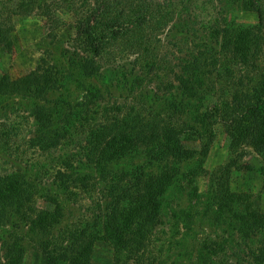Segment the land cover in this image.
<instances>
[{
  "label": "rangeland",
  "instance_id": "1",
  "mask_svg": "<svg viewBox=\"0 0 264 264\" xmlns=\"http://www.w3.org/2000/svg\"><path fill=\"white\" fill-rule=\"evenodd\" d=\"M141 1L0 0V138L3 135L8 137L9 147L12 148L10 154L23 158V165L28 162L37 166L31 175H37L36 183H40L42 189L39 192L25 190L22 194V205L32 212L34 209L45 210L59 220H55L58 224L53 234L49 233L48 236V230L44 233L46 237L53 238L52 245L41 244L34 249L33 242L24 244L23 264H52L56 258L62 261L57 264L194 262L199 258L198 251L201 250L203 242L214 230L203 222L200 226L196 224V234L189 233L186 228H178L175 221L188 215L190 203H195L192 197H197L193 196L195 190L196 195L202 196L199 202L201 204H197V209L202 210L200 206L206 203L216 185L222 192L230 190L233 193L248 194L253 197V204L260 205V210L264 213L263 158L251 147L240 146L237 150L232 148L236 146L232 144L225 126L216 121L218 117L226 115L230 92L218 90L208 104H201L209 110L216 108L214 114L218 116L214 120H203L197 109L190 116L176 115V118L180 117V124L184 123L182 118H187L191 126L190 132L182 128L174 130L181 132L178 136L179 145L175 140L167 146L164 145L165 141L158 143L161 147L172 150L169 158L186 159L185 165L195 176L193 185H189V194L182 197L179 206L174 210L175 215L169 213L165 224L161 226L143 230L136 225L131 226L132 237L122 236V240H126V250L120 247L114 237L118 235L117 223L120 227L127 222L130 224L133 219L130 209L131 204H137L135 191H138L140 184L137 180L141 177L139 166L144 162L148 150L153 147H142L139 142L143 138H150L154 142L159 137L156 131L159 121L153 115H163L166 110L175 107L174 103L163 101L164 92H167L164 85L168 84L170 88L173 82L178 86L172 71L178 73L186 52L191 51L195 45L202 49L199 44L202 38L193 30L196 27L191 26L192 21L186 17L184 11L176 13L174 21L168 23L166 30H162L158 24L160 15L156 14V18H151L149 14L137 13V10L129 13L130 8H137ZM144 1L146 9L150 8L154 13V6L157 4L167 7L169 3H174L172 8L176 6L180 9V1L185 0ZM196 2L201 9L206 8L198 12L202 19L212 13L213 7H216V11L220 9L215 0L214 6L212 0ZM125 11L128 12L121 16ZM214 15L216 18L217 15ZM229 16L248 29L259 26V15L255 10L244 11V8H240L231 11ZM180 20L190 25L188 31L195 36L194 41L176 37L173 29ZM133 21L131 26L130 22ZM146 21L149 26L144 24L147 26L144 31H140V22ZM87 22L101 29L96 33L94 42L101 45L99 55H95L88 35H84V32L82 34L83 26ZM97 23L101 25L98 26ZM182 29L186 31V28ZM111 30L117 34H111ZM89 60L94 61L97 67H103L104 71L93 74L89 66L87 74L84 75L81 66ZM152 64L156 70L161 68L159 73L156 70L151 72ZM38 69L41 70L42 77H49L56 82L53 89H47V80H42L38 84L32 82L33 86L30 88V91L42 92L41 94L32 93L29 98L6 95L8 84L31 76ZM111 70L114 71L110 76L108 71ZM141 78L144 79L143 82L138 81ZM24 85L28 87L27 83ZM96 89H100V94ZM56 99H65L76 111L70 117L72 136L66 145L38 152L29 143L39 127L35 125L34 114L36 111L47 114L56 109L58 111L59 108L55 106ZM79 103H85V106L80 107ZM170 117L171 114L168 119L164 116L163 119L172 125L171 131L173 122L169 120ZM112 118L122 122L126 143L120 147H111V150L106 147L105 153H100V149L104 147H95L94 141L103 140L106 135H98L91 144L89 141L92 135L88 128L94 127L92 123L95 121L102 122ZM86 122L90 124L86 125ZM161 139L165 140L163 137ZM115 151H127L130 158L115 159ZM62 163L65 164L68 174L75 175V182H66L63 185L56 179L58 167ZM229 163L231 166L226 167ZM160 166L157 169L150 167L147 175L142 176L145 183L154 184L158 181V174L168 173L164 170L166 166L163 163ZM9 167L10 163L0 160L1 172ZM60 187H66V192ZM191 190L193 191L190 194ZM117 198L118 202L115 201ZM116 204L118 216L115 220L109 213ZM10 207L9 213L21 220L23 215L19 213V209L12 205ZM203 213V210L200 211V216ZM194 214L197 216L196 212ZM27 219L33 220L28 213ZM195 221L200 220L196 218ZM43 222L46 224L48 220ZM43 222H39V228H33L26 223V237L33 236L39 241L37 235L42 234L39 229ZM139 234L140 241L143 236L145 238L143 246L137 241ZM15 235H18L17 232ZM229 255L231 257L227 258L230 264H241L232 257L231 251ZM63 256L66 257L65 261L62 260ZM0 264H9L4 246L1 245Z\"/></svg>",
  "mask_w": 264,
  "mask_h": 264
},
{
  "label": "trees",
  "instance_id": "2",
  "mask_svg": "<svg viewBox=\"0 0 264 264\" xmlns=\"http://www.w3.org/2000/svg\"><path fill=\"white\" fill-rule=\"evenodd\" d=\"M215 3L219 4L220 9L216 11V7H213L212 13L207 18L203 16V19L198 13L203 8L201 9L196 0L180 1V4H182L180 9L176 6L172 8L174 3L171 5L169 3L167 7L157 4L154 6V13L150 8L146 9L147 5L144 0L139 3L137 8H130L129 13L137 10V13L149 14L151 18H156V14L160 15L158 24L162 30H166L169 26L168 23L170 24L174 21L176 13L184 11L186 17L192 21L191 26L196 27L193 30L202 38L199 43L202 49L195 45L194 48L190 49L191 51L186 52L185 58L182 59L183 61L179 65L181 67L178 73L172 71L178 86L173 82H171L170 88L168 84L164 85L167 92H164L163 96L165 98L163 101L165 103H174L175 107L166 110L163 115H160V113L153 115V118H157L159 121L157 124L158 129L156 130L159 137L154 142L150 141V138H143L142 142L138 141L142 147H153L148 150L144 157V162L139 166L141 177L137 179L140 184L138 191H135L138 197L137 204L134 206L131 204L130 212H132L131 217L133 218L130 222L131 225L127 222L120 227L117 223L116 226L118 235L114 237L124 250H126V240H122V236L132 237L131 226L136 225L138 229L143 230L144 228L149 229L156 225L165 224L168 214L172 213L175 215L174 210L179 206L178 204H180L182 197L189 194V185H193L195 176L194 173H190L187 165H185L187 160L169 158L168 156L172 150L169 147H161L162 145L159 144L165 141L164 145L167 146L175 140L176 144L179 145L178 136L181 132L174 130L182 128L184 131L190 132V122L187 118H182L184 123L180 124V117L192 115L190 113H194V109L198 110V115L203 120H214L218 116L216 113L214 114L216 108L209 110L206 106H201V104L204 102L208 104V101L214 98L218 90L229 91L230 101L226 115L218 117L219 119L216 121L225 126L232 144L236 146L232 147L233 149L237 150L241 148L240 146L251 147L263 158L262 173L264 174V0H215ZM212 4L214 6V0H212ZM240 8H244V11H248V9L255 10L259 15V26L248 29V27L242 26L233 18H230L229 14H231V11L240 10ZM127 12H123L121 16ZM214 14L217 15L216 18ZM147 22H140V31H144V28L148 25ZM130 23L132 26L134 21ZM96 25L100 26L101 24L97 23ZM189 26L184 20H180L178 25L176 23L173 29L176 37L179 36L181 39L188 38L190 41H194L195 36L193 37L188 31ZM99 28L87 22L82 30V34L84 32V35H88V39L90 38V44L95 49V55H99L101 51V45L94 43L96 42V33L98 34L101 31ZM182 28H186V31H183ZM111 34L115 35L117 33L111 30ZM99 41L101 42L100 39ZM89 66L91 67L89 68ZM88 68L93 74L96 72L100 74L104 71L103 67L95 66L94 61L91 60L86 61L81 66L84 75L87 74ZM160 69L156 70L154 64L150 66L152 73L155 70L159 73ZM111 71H108L110 76L114 70ZM42 80H45V82L47 80L46 83L49 84L47 89H53L56 84L49 77H42L41 70L38 69L31 76L8 84L6 95L16 98H29L31 97L29 94L32 93L41 94L42 92L30 91V88L33 86L31 85L32 82L38 84ZM138 81L143 82L144 79L141 78ZM25 83L28 84V87L24 85ZM37 89L40 90V87L37 86ZM96 92L100 94V89H96ZM196 97L199 99H194ZM55 102L56 108H59L58 111L56 109L48 114L36 111L34 114L35 125L39 127H37L33 139H30L29 143L35 149H38V152H46L48 148L66 145V142L72 136L73 127L70 117H73L76 111L72 109L70 102L65 99H56ZM78 106L84 107L85 103H79ZM165 106H168V104H165ZM169 114H171V117L174 115L172 119L171 117L169 119L173 122L171 131L170 127L172 125L170 126L166 120ZM176 115L180 117L176 118ZM163 116L166 119H163ZM87 124L90 123L86 122ZM92 125L94 127L91 126L90 129L89 126L88 128L90 135H92L89 141L91 144L98 135H102V137L104 133L106 135L103 140L97 139L98 143L96 139L94 141L95 147H104L100 149V153H105L106 147L111 150V147H120L126 143L123 137L125 134L122 130L123 124L120 120L112 118L102 122L95 121ZM170 135L171 137H169ZM162 137L165 140L161 139ZM9 143L7 136L3 135L0 138V160L10 163L11 166L3 169L2 172L0 171V245L4 246L9 264H23L24 244L33 242L32 248L34 249H37L41 244L52 245L53 238L46 237L44 233L48 230V236L49 233L53 234L58 224L55 220L58 219H55V215L53 216L45 210L34 209L32 212L27 206L22 205V194H24L25 190L26 192L27 190L39 192L42 189V185L36 183L37 175L34 177L31 175V172L37 166L28 162L23 165V158L14 157L13 153L10 154L12 148L9 147ZM113 155L115 159L130 158L127 151L123 153L115 151ZM162 163L166 166L162 167L168 173L158 174L156 177L158 181L154 184L145 183L142 176L147 175V171L151 168L161 167ZM229 165L231 166V163L226 167ZM64 166L65 164L62 163L58 167L56 179L63 185L66 182H75L73 181L75 175L68 174ZM130 170L128 172H131ZM66 190V187L62 188V191L66 192ZM193 190L190 191V194ZM196 192L195 190L193 196L197 197H192L195 203H190L188 215L180 217L182 221L177 218L175 223L178 225L176 226L178 228H186L189 233L193 232L196 234V224L200 226L204 222L205 226L213 228L214 231L209 237L210 239L206 238L203 242L201 250L198 251L199 258H196L194 262L191 260L186 263L176 261L173 264H230L227 258L231 257L229 251H231L232 257L241 262V264H264V213L261 212L260 205L253 204V197L245 193H233L230 190L222 192L218 190L216 185L212 188L206 203L200 206L204 211L203 215L200 216V211L202 210L197 209L199 207L197 204H201L199 202L202 196L196 195ZM115 201L118 202V198ZM11 205L19 209V213L23 215L21 220H17L16 217L9 213ZM27 213L31 215L33 220L27 219ZM109 214L116 220L118 216L117 204L115 208L111 209ZM109 217L110 215L106 218L108 219ZM196 218L200 221L196 222ZM47 220L48 223L45 224L43 221ZM39 222H43L42 227L39 229L42 234L37 235L39 241L35 240L33 236L31 238L26 237L24 228L28 227L27 224L33 228H39L41 226ZM16 232L18 235H15ZM137 241L143 246L144 236L142 241H140L139 234ZM13 247L15 251H13ZM59 259H54L52 264L62 262ZM62 260L65 261L66 257L63 256Z\"/></svg>",
  "mask_w": 264,
  "mask_h": 264
}]
</instances>
